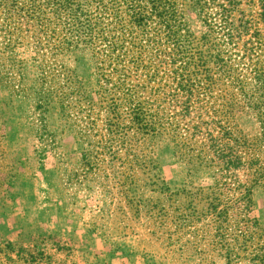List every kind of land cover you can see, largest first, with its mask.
<instances>
[{
    "label": "rangeland",
    "instance_id": "1",
    "mask_svg": "<svg viewBox=\"0 0 264 264\" xmlns=\"http://www.w3.org/2000/svg\"><path fill=\"white\" fill-rule=\"evenodd\" d=\"M0 264H264V0H0Z\"/></svg>",
    "mask_w": 264,
    "mask_h": 264
},
{
    "label": "trees",
    "instance_id": "2",
    "mask_svg": "<svg viewBox=\"0 0 264 264\" xmlns=\"http://www.w3.org/2000/svg\"><path fill=\"white\" fill-rule=\"evenodd\" d=\"M133 18H134V20H136V21H138V22H144L146 19H144L143 17H145V16H141V13L139 12V13H133ZM142 24H144V23H142Z\"/></svg>",
    "mask_w": 264,
    "mask_h": 264
}]
</instances>
